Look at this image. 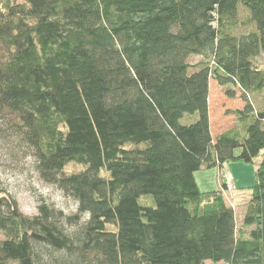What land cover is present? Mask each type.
I'll return each instance as SVG.
<instances>
[{"label": "trees", "instance_id": "trees-1", "mask_svg": "<svg viewBox=\"0 0 264 264\" xmlns=\"http://www.w3.org/2000/svg\"><path fill=\"white\" fill-rule=\"evenodd\" d=\"M262 54L264 0H0V113L88 216L42 203L27 217L0 180V264H264V112L249 99L264 97ZM212 79L245 103L243 131L216 141ZM262 154L237 230L195 176ZM71 163L86 170L64 175Z\"/></svg>", "mask_w": 264, "mask_h": 264}, {"label": "rangeland", "instance_id": "rangeland-1", "mask_svg": "<svg viewBox=\"0 0 264 264\" xmlns=\"http://www.w3.org/2000/svg\"><path fill=\"white\" fill-rule=\"evenodd\" d=\"M242 17L244 18L245 16L242 15ZM250 29V27H240L238 32L245 33ZM187 62L192 66L190 72L193 73L195 71L194 66L204 62V59L199 56H190ZM255 63L264 68V54L257 58ZM231 88L221 87L215 79L210 81L208 102L210 125L213 130L212 137L214 141L222 135L220 133L243 131L238 116L233 112L243 110L245 103L241 99L239 90L236 91L235 98H229L226 95V91ZM249 99L255 105L258 112H264V97L251 96ZM198 117V115H186L181 123L183 125H191L198 120ZM8 120L4 117L3 112L0 113V126L5 130L3 135L0 136V180L3 189L17 201L20 211L27 217L36 216L38 214V207L42 203H46L55 210L62 212L65 216H79L78 223L84 225L88 221V216L79 214L77 202L57 188L45 184L40 179L37 161L33 156L32 150L21 141L14 130H8V126L6 125L8 124ZM125 147L131 149L135 145L127 144ZM138 147L143 149L145 145L142 144ZM236 153V155H239V151H236ZM262 161L263 154L256 158L252 164L241 161L231 162L226 164L223 169L205 170L198 177L202 190L215 191L212 189H218L222 193L227 207L233 209L235 212L237 230L241 229L242 220L251 199V192L248 189L253 186L255 174ZM85 170L86 167L71 163L65 167L63 173L69 176L80 174ZM99 176L109 179L110 174L106 170H101ZM211 179L214 184L209 187L208 185H203V181H209L208 183L210 184ZM139 202L142 206L152 208L156 206L152 196H143ZM66 227L71 231L77 228L73 226Z\"/></svg>", "mask_w": 264, "mask_h": 264}, {"label": "crops", "instance_id": "crops-1", "mask_svg": "<svg viewBox=\"0 0 264 264\" xmlns=\"http://www.w3.org/2000/svg\"><path fill=\"white\" fill-rule=\"evenodd\" d=\"M211 132H213V130H212V127H211ZM220 134H223V133H220ZM212 135H213V133H212ZM204 171L205 170H202L200 173H198V174H196V180H197V183H198V186H199V188H200V190H202V185H201V183L198 181V177L202 174V173H204ZM209 181H203V185L204 186H207L208 185V187L210 186V185H212V184H214L213 183V181H212V179H211V181H210V184L208 183ZM218 184H219V181H218ZM218 187H219V185H218ZM212 190H218V189H212ZM203 192H210V191H204V190H202Z\"/></svg>", "mask_w": 264, "mask_h": 264}, {"label": "bare ground", "instance_id": "bare-ground-1", "mask_svg": "<svg viewBox=\"0 0 264 264\" xmlns=\"http://www.w3.org/2000/svg\"><path fill=\"white\" fill-rule=\"evenodd\" d=\"M87 216V215H86Z\"/></svg>", "mask_w": 264, "mask_h": 264}]
</instances>
